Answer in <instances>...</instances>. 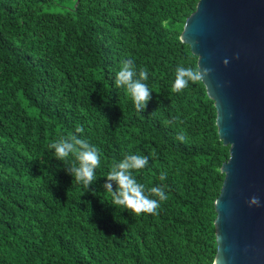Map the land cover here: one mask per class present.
Wrapping results in <instances>:
<instances>
[{"label": "trees", "instance_id": "trees-1", "mask_svg": "<svg viewBox=\"0 0 264 264\" xmlns=\"http://www.w3.org/2000/svg\"><path fill=\"white\" fill-rule=\"evenodd\" d=\"M198 3L0 0V264H214L230 147L202 81L172 89L178 64L198 66L181 41ZM125 57L149 72L143 113L115 87ZM74 134L100 149L89 189L50 147ZM127 154L149 156L134 175L164 186L158 215L111 204L105 177Z\"/></svg>", "mask_w": 264, "mask_h": 264}, {"label": "water", "instance_id": "water-1", "mask_svg": "<svg viewBox=\"0 0 264 264\" xmlns=\"http://www.w3.org/2000/svg\"><path fill=\"white\" fill-rule=\"evenodd\" d=\"M181 41L198 66L213 69L202 83L230 147L215 202L214 264H264V0H199ZM253 195L262 207L248 206Z\"/></svg>", "mask_w": 264, "mask_h": 264}, {"label": "clouds", "instance_id": "clouds-1", "mask_svg": "<svg viewBox=\"0 0 264 264\" xmlns=\"http://www.w3.org/2000/svg\"><path fill=\"white\" fill-rule=\"evenodd\" d=\"M238 59V56L236 57ZM229 61L225 59L227 66ZM213 69L210 67L186 66L180 63L175 68V79L172 85L174 92H182L189 87V84H196L205 81L210 77ZM149 72L145 67H137L136 62L131 57L122 58L120 69L115 75L114 83L117 89L123 88L131 97L136 111L143 113L148 103L152 99V90L148 83ZM178 117H173V122L178 121ZM76 133H82L83 127L77 126ZM180 142L185 141L184 133H179L176 137ZM50 147L54 149L57 160L66 165L67 174L74 178L73 182L80 183L86 188H90L97 180L96 169L101 164L100 149L91 144L87 139H82L78 135L61 137L54 141ZM70 156L74 161L67 163ZM149 165V156L138 154H127L122 160L114 162L110 172L107 174L106 183L103 185L105 192L111 196L113 206L122 207L133 215H158L161 203L168 199L164 186L146 187L138 182L135 172L145 169ZM167 178L166 172H161L160 179ZM115 183L116 190H113ZM247 204L250 208L262 207L259 196H251Z\"/></svg>", "mask_w": 264, "mask_h": 264}]
</instances>
